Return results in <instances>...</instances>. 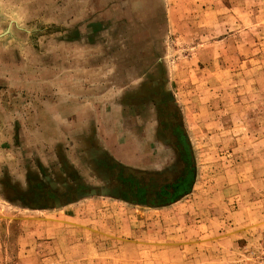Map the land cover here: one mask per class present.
<instances>
[{"label": "rangeland", "instance_id": "rangeland-1", "mask_svg": "<svg viewBox=\"0 0 264 264\" xmlns=\"http://www.w3.org/2000/svg\"><path fill=\"white\" fill-rule=\"evenodd\" d=\"M163 56L192 155L159 209L0 195V264H240L264 227V0H162Z\"/></svg>", "mask_w": 264, "mask_h": 264}, {"label": "crops", "instance_id": "crops-1", "mask_svg": "<svg viewBox=\"0 0 264 264\" xmlns=\"http://www.w3.org/2000/svg\"><path fill=\"white\" fill-rule=\"evenodd\" d=\"M165 17L162 0H0L3 198L164 207L143 123L151 87L171 91Z\"/></svg>", "mask_w": 264, "mask_h": 264}, {"label": "flooded vegetation", "instance_id": "flooded-vegetation-1", "mask_svg": "<svg viewBox=\"0 0 264 264\" xmlns=\"http://www.w3.org/2000/svg\"><path fill=\"white\" fill-rule=\"evenodd\" d=\"M155 90L151 87L147 94L151 96V108L147 109L149 114L144 116L143 123L144 140L152 157L146 174L153 176L146 182L159 188L160 193L156 196L163 200L162 206H167L187 194L194 169L181 112L173 93ZM137 121L138 118L136 125L140 126Z\"/></svg>", "mask_w": 264, "mask_h": 264}, {"label": "built area", "instance_id": "built-area-1", "mask_svg": "<svg viewBox=\"0 0 264 264\" xmlns=\"http://www.w3.org/2000/svg\"><path fill=\"white\" fill-rule=\"evenodd\" d=\"M240 264H264V227L259 232L257 244L244 248Z\"/></svg>", "mask_w": 264, "mask_h": 264}, {"label": "water", "instance_id": "water-1", "mask_svg": "<svg viewBox=\"0 0 264 264\" xmlns=\"http://www.w3.org/2000/svg\"><path fill=\"white\" fill-rule=\"evenodd\" d=\"M191 186V185H190ZM190 188V187H189Z\"/></svg>", "mask_w": 264, "mask_h": 264}]
</instances>
